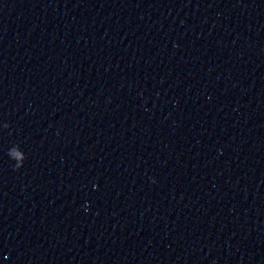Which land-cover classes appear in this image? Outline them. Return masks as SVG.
Masks as SVG:
<instances>
[{
  "label": "water",
  "instance_id": "95a60500",
  "mask_svg": "<svg viewBox=\"0 0 264 264\" xmlns=\"http://www.w3.org/2000/svg\"><path fill=\"white\" fill-rule=\"evenodd\" d=\"M0 264H264V0H0Z\"/></svg>",
  "mask_w": 264,
  "mask_h": 264
}]
</instances>
